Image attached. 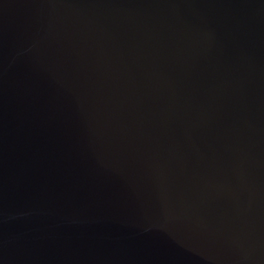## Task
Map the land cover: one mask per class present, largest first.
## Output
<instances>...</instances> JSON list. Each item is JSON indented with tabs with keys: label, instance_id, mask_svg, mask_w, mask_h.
Segmentation results:
<instances>
[{
	"label": "water",
	"instance_id": "1",
	"mask_svg": "<svg viewBox=\"0 0 264 264\" xmlns=\"http://www.w3.org/2000/svg\"><path fill=\"white\" fill-rule=\"evenodd\" d=\"M0 264H264V0H0Z\"/></svg>",
	"mask_w": 264,
	"mask_h": 264
}]
</instances>
